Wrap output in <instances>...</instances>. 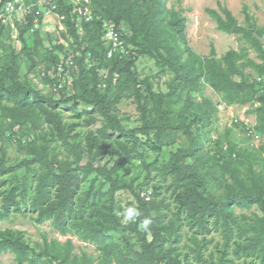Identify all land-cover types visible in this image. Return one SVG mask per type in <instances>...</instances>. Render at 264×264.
Listing matches in <instances>:
<instances>
[{
  "label": "trees",
  "instance_id": "16d2710c",
  "mask_svg": "<svg viewBox=\"0 0 264 264\" xmlns=\"http://www.w3.org/2000/svg\"><path fill=\"white\" fill-rule=\"evenodd\" d=\"M9 1L12 0H0V10ZM55 1V12L63 17L66 34L73 43L69 54L62 44L48 50L47 69L55 73L59 68L67 71L71 76V93L65 94L60 75L52 79L45 76L56 91L55 96L24 87L14 51L0 64V98L12 103L11 107L0 106V222L28 209L36 213L31 217L36 224L49 221L58 235H73L84 243L96 245L99 257L94 263V258L85 253L76 254L71 240L44 241L41 247L33 245L24 239L23 232L8 228L0 230V255H13L14 264H186L187 257L179 259V254L167 250V245L176 239V232L172 224L163 222L156 200L141 197L134 183L120 176L131 174L137 167L136 161L144 158L146 149L159 154L163 137L169 131L182 132L189 142L186 148L171 153L162 172L163 179L172 176L178 182L173 192L177 202L176 219L184 214L187 224L208 231V220L212 218L220 221L223 228L225 240L217 248L216 261L204 258L201 252L210 240L190 238L198 261L202 264L230 262L227 255L235 233L243 240L232 242V256L243 259L244 264H264V141L250 148L229 142L224 151L227 159L219 164L220 175L211 166L212 173L202 175L204 163L199 158L202 142L196 132L216 112V106L202 95L203 87L207 86L226 106L257 105L251 110L255 115L252 129L260 137L264 136V90L257 89L264 87V28L253 23L239 25L233 14L217 3L218 10L206 9L216 23V30L234 35L243 45L220 57L211 46L209 55L200 56L186 45V20L177 12L167 10L164 0H148L151 7L140 19L135 18V13L142 0H91L94 19L83 24L80 33L71 8L60 0ZM244 15L250 23L248 14ZM33 19V15L26 16V25L17 28L30 69L35 66V49L41 44L37 31L35 49L27 47L24 38ZM105 22L120 32L125 47L133 48L128 56L119 53L107 56L108 47L101 40ZM2 28L0 25V33ZM182 44L184 49L180 47ZM250 52L255 54L254 58H250ZM68 56L70 67L65 66ZM144 57L154 59L158 67L173 73L168 84L170 91L154 92L148 79H139L137 61ZM177 84L181 85L180 93L186 90L199 94L201 101L195 103L188 98L184 115L178 122L170 123L168 110ZM127 92L133 94L141 115L140 126L131 129H126L123 119L117 115V105ZM60 106L73 114L72 121H62L57 110ZM151 110L158 116L156 121L147 118ZM94 114L102 121L95 133L88 131L82 136L74 132L80 119L85 124L94 123ZM43 125L48 132L42 131ZM7 134L17 149L26 154L14 166H8L5 161L2 144ZM56 139L68 151L69 156L64 160L50 149ZM80 142L82 145H78ZM109 148L112 159L102 163ZM23 171L35 179L33 184L30 181L27 185L7 184L12 174ZM92 176L94 179L90 180ZM209 176L224 187V195L213 196L207 192L205 178ZM98 178L102 182L96 188L94 183ZM88 180V189L80 192ZM105 186L107 190L103 191ZM119 192H128L132 199L122 204ZM28 194L31 200L25 207ZM254 206L260 215L253 214L250 221H245L246 216L237 218L232 212L233 208L250 210ZM119 230L134 235L137 240L140 252H135L134 258L124 255L109 239L110 233Z\"/></svg>",
  "mask_w": 264,
  "mask_h": 264
},
{
  "label": "rangeland",
  "instance_id": "374dc122",
  "mask_svg": "<svg viewBox=\"0 0 264 264\" xmlns=\"http://www.w3.org/2000/svg\"><path fill=\"white\" fill-rule=\"evenodd\" d=\"M18 1V4L21 6V14L14 15L4 13L0 18V25L3 27L0 33V64L6 62L10 52L14 51L18 56L20 82L24 87L39 89L50 96H55L56 91L50 83L46 82L45 76L47 75L52 79L60 75V85L65 89V94L69 95L71 93L70 74L64 71L63 68H59L57 73L48 70L47 67L50 63L46 60V57L48 50L53 48L56 44H62L65 51L69 54L71 52L70 45L73 41L69 38V35L66 34L63 23H60L54 14L50 13L48 15L50 0ZM164 3L167 10L177 12L186 20V45L200 56L209 55L211 46L214 47L216 56L220 57L228 50L238 49L239 46L243 45L237 42L234 35H227L216 30V23L206 12V9L218 10L217 3H220L230 10L239 25L247 26L253 23L258 28H264V0H164ZM137 7L135 18L140 19L149 11L151 3L148 0H142L137 4ZM37 10L43 11L42 16L37 17L35 20L38 21V27H31L29 32L24 35L27 47L31 49H35L34 39L36 31L41 41V44L36 47L33 55L35 66L30 69L27 57L22 53L23 44L18 36L17 28L18 26L26 25V16L34 15ZM245 12L251 19L250 23L245 20ZM164 22L167 23L168 19H165ZM61 24L63 30H60ZM123 28L125 29L126 27ZM62 34H64L65 37H63ZM140 39L141 38H139V41ZM168 42L170 45L175 46L174 42L169 40ZM262 42L264 45V37L262 38ZM180 47L181 49L185 48L183 44ZM249 54L250 58L255 57L254 53L250 52ZM182 56L183 58L185 57V55ZM59 57L64 58L62 55H59ZM68 60L69 56L65 61V66L70 67ZM89 68L90 65H87V69ZM136 72L139 79H148L150 81L154 92L167 93L170 91L168 84L174 75L167 68L158 67L154 59L149 57L139 59V61H137ZM101 87L103 88L104 86L102 85ZM257 89L261 91L264 90V87H259ZM180 91L181 85L177 84L175 92L171 95L170 109L168 110L169 116L167 120L170 123L178 122L184 115L183 110L187 108L188 98L191 102L195 103L201 101L199 94L189 93L186 90L180 93ZM202 95L207 97L211 103L216 106V112L213 114L214 116L208 120L206 126L196 131L202 142L199 158L204 164H202L203 166L201 165V167H203L201 173L202 175L211 174L213 171L211 167H213L219 176V164L227 159V155L224 154V151L227 149L229 142H233L238 147L242 148H250L251 146L256 147V145L264 141V136H262L255 145L251 142V137L248 132V128H252L255 124V115L251 113V110L257 105L246 107L237 105L226 106L222 102L220 96L215 94L207 86L203 87ZM0 106L11 107L12 103L6 99L0 98ZM57 110L60 112L64 123L73 120V114L68 108L60 106ZM117 115L123 119L122 124L126 129L140 126L141 115L131 92L125 93L120 99L117 105ZM94 116L96 121L92 124H85L84 119H80L79 125L75 128L74 132H79L82 136H85L88 131L95 133L101 127L102 121L97 114H94ZM157 117L155 110H151L147 114V118L152 121H156ZM42 131L44 133L48 132L46 125L42 126ZM151 135H153V133H151ZM30 136L32 135L30 134ZM82 143L80 142L78 145H82ZM188 144L189 142L182 132L168 131L163 137V146L159 154L150 153V150L146 149L144 158L136 161L137 167L131 174L123 175L121 173L120 176L128 182H133L134 186L141 192V197L144 195L145 199H155L163 213V222L173 225L176 232V239L170 245H167V250L179 254V259L187 257L186 264H202L198 261L196 253L193 251L194 246L191 244L190 238L196 237L198 241L202 238L210 240L201 252L204 258L216 261L218 258L217 248H220L225 240L221 222H216L210 218L207 224L209 230L202 231L194 225L187 224L184 220V214L177 220L175 216L177 202H175L173 192L175 186H178V182L172 176H168L165 179L162 177V172L170 159L171 153H175L178 149L186 148ZM2 145L5 150V161L8 166H14L21 159L26 157L24 152L17 149L16 143L9 134L6 135ZM51 148L54 149V152L57 153L58 158L61 160L69 156L66 146L58 139L51 143L50 149ZM111 155L112 149L109 148L102 158V163L112 159ZM232 157L234 159V156ZM219 158L221 159L219 160ZM69 159L71 160L72 157ZM207 160L209 164L206 163ZM147 170L149 171V175H147ZM92 179H94V176L90 178V180ZM34 180V178H30L23 171L19 174H12L7 184L14 185L16 183H22L27 185L29 181L33 184ZM90 180L83 183L80 192H84L88 189ZM205 181L207 183L206 188L208 193L213 196L224 195V187H221L211 176L205 178ZM101 182L102 180L98 178L94 183L95 187L98 188ZM227 182L229 183L228 180ZM102 189L106 191L107 186ZM117 195L122 204L132 199V196L128 192H119ZM30 200L31 196L28 194L25 198V207L28 206ZM232 212L237 218L246 216L248 219L245 221H250L249 219L253 217V214L260 215V211L255 206L250 210L233 208ZM35 215V212L28 209L23 210L20 214L10 215L7 220L0 222V230L8 228L21 231L23 232L25 240L30 244L40 247L43 245L44 241L49 242L51 240H58L63 243L66 240H71L75 247L74 252L76 254L83 252L87 256L94 258V263L98 261L99 250L96 245L84 243L73 235L60 236L52 227L51 222L48 221L42 224H36L31 219V217L33 218ZM240 222L243 223L244 221L241 220ZM108 237L118 246L119 250L128 257L134 258V253L140 252V246L137 240L134 235L128 232L119 230L110 233ZM234 240H243V238L238 239L237 235L235 233L233 234L230 240L231 247L227 255L230 262L226 264H244L243 259H237L232 256L231 249ZM13 259L14 256L11 254L0 255V264H14Z\"/></svg>",
  "mask_w": 264,
  "mask_h": 264
},
{
  "label": "built area",
  "instance_id": "2783aa9c",
  "mask_svg": "<svg viewBox=\"0 0 264 264\" xmlns=\"http://www.w3.org/2000/svg\"><path fill=\"white\" fill-rule=\"evenodd\" d=\"M66 7H70L72 13L76 17V23L77 28L79 29L78 32L82 31V25L85 23H90L93 21V10H92V3L91 0H60ZM18 0H12L7 2L0 10V18L1 16L6 14H14L18 15L21 14V6L18 4ZM48 10V15L50 13L54 14L56 18H58L59 22L62 23L63 17L58 15L56 10V1L50 0V6ZM43 11L37 10L35 12L33 25L32 27H38V21H35L37 17L42 16ZM47 14V13H46ZM60 30H63V26L61 24ZM264 37V35H263ZM102 42L105 44V46L108 47V57H111V55L115 53H119L120 55L128 56L130 52L133 50L132 47H125L124 42L121 38V34L119 31H117L113 24L105 22L103 24L102 29V36H101ZM253 128V127H252ZM252 128H248L249 135L251 137V142H253L255 145L260 140V135L253 131ZM258 146V145H256ZM144 197V195L142 196Z\"/></svg>",
  "mask_w": 264,
  "mask_h": 264
},
{
  "label": "crops",
  "instance_id": "0c3cea01",
  "mask_svg": "<svg viewBox=\"0 0 264 264\" xmlns=\"http://www.w3.org/2000/svg\"><path fill=\"white\" fill-rule=\"evenodd\" d=\"M230 11V10H229ZM229 51V50H228ZM226 53V52H225Z\"/></svg>",
  "mask_w": 264,
  "mask_h": 264
}]
</instances>
